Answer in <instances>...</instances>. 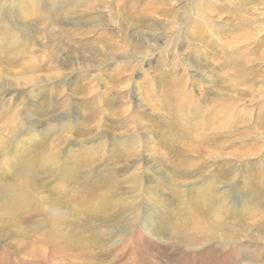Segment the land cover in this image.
Returning <instances> with one entry per match:
<instances>
[{
    "label": "rangeland",
    "instance_id": "1",
    "mask_svg": "<svg viewBox=\"0 0 264 264\" xmlns=\"http://www.w3.org/2000/svg\"><path fill=\"white\" fill-rule=\"evenodd\" d=\"M150 1L0 0V264H264V0Z\"/></svg>",
    "mask_w": 264,
    "mask_h": 264
},
{
    "label": "bare ground",
    "instance_id": "2",
    "mask_svg": "<svg viewBox=\"0 0 264 264\" xmlns=\"http://www.w3.org/2000/svg\"><path fill=\"white\" fill-rule=\"evenodd\" d=\"M114 1V0H113ZM117 3H119V2H124L126 5H128V7L131 9V11L132 12H135L136 11V8H139V5L137 4L138 3V1L139 0H115ZM220 1V0H219ZM108 2V1H107ZM111 2V1H110ZM192 2V1H191ZM206 2V1H205ZM218 2V1H217ZM216 2V3H217ZM232 2V1H231ZM230 2V3H231ZM60 3L64 6V5H68L66 8H69V7H71L72 6V4H69V3H72V0H60ZM105 3V2H104ZM103 3V4H104ZM113 3V2H112ZM169 3V2H168ZM180 3V2H179ZM215 3V2H214ZM215 3V4H216ZM224 3V2H223ZM111 3H109L108 5H110ZM114 4V3H113ZM225 4V3H224ZM160 5H162V6H164L165 7V3H164V1H162V0H151L150 1V3L148 4V6H150L148 9H147V11H146V16H150L151 18L150 19H153L154 20V16H155V14H157L158 12H159V6ZM104 6H106V5H104ZM113 6V5H112ZM206 6V5H205ZM108 7H111V6H108ZM186 7L187 8H190L191 10H190V12H189V15H188V17L190 18V20L192 21L193 19H194V17H192L191 18V15L194 13V11H196V8L193 6V5H191L190 3H187V5H186ZM202 7V6H201ZM54 8V6H51V9H53ZM107 8V7H106ZM110 9V8H109ZM146 9V8H145ZM161 9V8H160ZM216 9V8H215ZM108 10V9H107ZM184 10V9H183ZM209 10V9H208ZM217 10H218V8H217ZM210 11V10H209ZM212 11V10H211ZM142 12V11H141ZM201 13V12H200ZM199 13V15L197 16V19H195L191 24H190V26H188L189 28H187L188 30H189V32H191L192 34H193V36H200V34L204 31V32H206L207 34H209V35H212V36H215V37H218L217 39L218 40H220L219 39V36H217L216 34H217V28L218 29H220L219 27H217L216 26V23L214 24V21L213 20H215L214 19V17L212 16L211 17V21L210 22H204L205 24H206V28L208 29H205L204 28V26H203V24L201 23V16H202V14H200ZM108 14V13H107ZM162 14L164 15V16H167V12H166V8H164V10L162 11ZM211 14H213V13H211ZM145 16V15H144ZM193 16V15H192ZM194 16H196V14L194 15ZM227 16V15H226ZM109 17V16H108ZM49 18V17H48ZM203 18V17H202ZM111 19H113V18H111ZM213 19V20H212ZM207 20H209V19H207ZM161 20H159V21H157V22H160ZM181 21H183L182 19H181ZM112 22V21H111ZM178 22V21H177ZM219 22V21H218ZM263 24V23H262ZM220 25V24H219ZM222 25V24H221ZM261 25V24H260ZM114 26H116L117 27V30H116V32H115V35L113 36V37H111L110 36V38L108 37V34L107 33H103L102 34V42H103V48H105V50H106V52H109L111 55H121V56H137V57H141V60L143 61L144 60V57H145V55H147L148 57H153L156 53H158L159 54V57H168L169 56V53H170V51H171V48H170V44L173 42V41H170V42H168L167 44H165V46H167V48L163 51L162 50V48H164V47H162L161 49H151L152 47L151 46H149V45H147V46H145V44H146V40L144 41V39H143V37H142V35L140 34V35H138V36H135L136 38H134V39H131L129 36H127L126 34H121L119 31H118V29H120L119 27H118V22L114 25ZM186 26H187V24H186ZM185 27V26H184ZM217 27V28H216ZM221 27V26H220ZM261 27V26H260ZM18 28V27H17ZM114 29V28H113ZM111 30V29H110ZM109 31V30H108ZM12 32V31H11ZM22 32V31H21ZM104 32V31H103ZM177 34V33H176ZM129 35V34H128ZM177 35H179V34H177ZM173 36V35H172ZM177 37V36H176ZM175 37V38H176ZM193 38V37H192ZM180 38H179V36H178V40H179ZM177 39H175V41H176ZM237 40V39H236ZM100 41V40H99ZM188 41V40H187ZM230 41V40H229ZM192 43V42H191ZM195 43V42H194ZM194 43H192V44H194ZM197 44V43H196ZM237 44V43H236ZM243 45V44H242ZM132 47V51H131V53L130 54H128L129 53V50H128V47ZM174 46V45H173ZM177 46V45H176ZM194 47V46H193ZM235 47V46H234ZM235 48H237V47H235ZM193 49V48H192ZM192 49H191V51H192ZM178 50V49H177ZM179 50H180V48H179ZM179 50L175 53V56H174V59H177V58H180V55H181V53H179ZM193 51H196V49H194ZM197 52V51H196ZM244 52V51H243ZM173 53V52H172ZM193 53V52H192ZM187 55V54H186ZM244 55V54H243ZM189 68H187L186 69V71L188 70ZM163 76V75H162ZM166 85H167V89H166V91H164V95H167V96H165V98H166V100H167V102L165 101V98H164V96L163 95H161L160 94V99H161V102H165L166 104H168L169 102L170 103H172L173 101H175L176 100V98L178 97V98H182V97H179L178 95V93H180V91L177 89V87H179V81L177 80V79H174L172 76L170 77V75L168 74L167 75V77H166ZM97 89V87L94 89V90H96ZM186 100H187V102H186V111L188 110V105L190 106V110H188V111H192V114H200L198 111H201V110H198L199 109V105H196L195 104V101L193 102V101H190V100H188V97H186ZM219 104V103H218ZM218 104H216V106L217 107H219V105ZM222 104V103H221ZM215 105V104H214ZM224 104H222V106L220 107V109L219 110H217V109H214L216 106H213L214 108H212V110L209 112V113H207V115L206 116H209L210 118H212L213 119V122L214 123H216L217 122V120H216V117L219 115V114H221L222 112H224V109H228L225 105L223 106ZM183 107H184V103H183V105H179V109H183ZM231 112V111H230ZM189 113V112H188ZM204 113V112H203ZM184 114V113H183ZM198 114H197V116H198ZM206 114V113H205ZM233 114V113H232ZM236 115V114H235ZM181 116V115H180ZM185 116V115H184ZM202 116H203V114H202ZM220 116V115H219ZM186 117V116H185ZM234 117H236V116H233V118ZM181 118H183V117H181ZM189 118H191V117H189ZM203 118V117H202ZM208 118V117H207ZM229 115H228V120L224 123V124H222L221 126L222 127H225V129L227 128V129H229L228 128V122H230L229 121ZM210 120V121H209ZM208 121L211 123V119H209ZM235 120H237V119H235ZM202 121V120H201ZM200 121V122H201ZM203 121H204V119H203ZM219 121L221 122V120L219 119ZM206 123V122H205ZM203 124V123H202ZM200 125H201V123H200ZM207 125H209L208 123H207ZM212 125V124H211ZM198 126V125H197ZM203 126H205V125H203ZM210 126V125H209ZM212 126H215V124L214 125H212ZM211 126V127H212ZM221 126H220V128H221ZM171 128L173 129V131H171V132H169V134H173V137H172V135L170 136V137H168V136H166L165 135V138H167V140L168 141H171L172 142V140L174 139V138H177V137H181V136H183V133H182V131H181V129L180 130H177V125H175V126H171ZM205 128V127H204ZM170 129V128H169ZM171 129V130H172ZM213 129V127L211 128V130ZM215 129V128H214ZM224 129V130H225ZM177 130V131H176ZM192 130V129H191ZM222 130V129H221ZM221 130H219V131H221ZM212 131H214V130H212ZM223 132V131H222ZM227 132V131H226ZM195 133V132H194ZM166 134V133H165ZM200 134H201V132H200ZM204 134V133H203ZM207 134V133H206ZM209 134H211V133H209ZM163 136L162 137H164V133L162 134ZM226 135H227V133H226ZM226 135H224V136H226ZM210 136V135H209ZM209 136H208V138H209ZM204 137H207V136H204ZM200 138V137H199ZM202 138V137H201ZM201 138H200V140H201ZM191 139V138H190ZM205 139V138H204ZM207 139V138H206ZM209 139H211V138H209ZM203 140V139H202ZM208 140V139H207ZM193 141V140H192ZM192 141H190V142H192ZM214 143H213V145H216V144H218V141H217V139H215L214 141H213ZM203 143V142H202ZM209 143V142H208ZM192 144V143H191ZM190 146V145H189ZM152 147V146H151ZM150 147V148H151ZM191 147V146H190ZM224 148V147H223ZM220 149V148H219ZM222 149V148H221ZM152 150V149H151ZM154 151V153H156L155 152V150H153ZM210 151V150H209ZM179 152V151H178ZM210 152H212V151H210ZM152 153V152H151ZM214 155H215V153H213ZM216 154H217V152H216ZM157 155V154H156ZM159 156V155H158ZM212 156V155H211ZM210 156V157H211ZM143 182V181H142ZM18 186V185H17ZM13 188H15V187H13ZM21 190V188H20V186L19 187H16L15 189H13V193L15 194V196L12 194V198L13 199H11L12 200V202L14 203V204H16L14 207H16V208H14V209H18V211H19V204L20 203H22L23 202V198L22 199H20V198H18V196H17V193L19 192ZM25 195V194H24ZM15 197V198H14ZM25 198V197H24ZM26 201V200H25ZM13 208V207H12ZM10 211V210H9ZM21 211V210H20ZM23 211V210H22ZM21 211V212H22ZM11 212V211H10ZM27 219V218H26ZM34 240V239H33ZM17 260V259H16Z\"/></svg>",
    "mask_w": 264,
    "mask_h": 264
}]
</instances>
